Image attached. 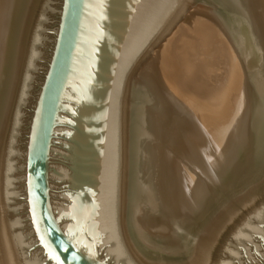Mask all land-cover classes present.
<instances>
[{"label": "water", "instance_id": "95a60500", "mask_svg": "<svg viewBox=\"0 0 264 264\" xmlns=\"http://www.w3.org/2000/svg\"><path fill=\"white\" fill-rule=\"evenodd\" d=\"M175 1H41L4 157L16 264H136L114 206L120 92ZM217 264H264V205Z\"/></svg>", "mask_w": 264, "mask_h": 264}, {"label": "bare ground", "instance_id": "6f19581e", "mask_svg": "<svg viewBox=\"0 0 264 264\" xmlns=\"http://www.w3.org/2000/svg\"><path fill=\"white\" fill-rule=\"evenodd\" d=\"M229 1L233 4L231 8L234 14L243 19V29L239 33L242 36L238 38L236 36L238 31L233 27L228 33H231L229 38L234 44V51L244 65V72L248 78L246 88L249 98L242 118L243 123L241 122L240 126L239 122V131L237 129L235 137H232L234 143L230 142L222 149L220 147L219 151L228 153L225 159L224 153L219 152L222 159L218 155L219 158L214 157V160L207 162V156H203L204 158L200 156L201 161L192 165L191 158L182 155L181 127L188 124L189 120L174 116V107L182 100L180 97L182 94L186 95L189 90L197 87L195 85L198 84V78L194 77L197 73L193 72L192 75L195 74L190 75L191 69L176 60L170 63V66L165 63V67L159 70L156 63L160 66L161 58L167 56L170 41L166 42L154 55L155 57L152 56L153 59L150 63L148 62V66L143 65L142 80L135 83L128 99L125 97V92H123L124 101L121 99L131 70L143 54L148 53L156 45L159 37L167 32L172 20L182 8L183 0L175 1L176 3L152 34L148 43L134 59L120 92L114 206L125 249L136 264H205L210 256L209 251L216 241L217 232L220 231L219 228L231 220L235 214L236 205H245L247 200L257 193L256 186L262 180L264 17L260 15L262 14L261 0ZM223 7L219 8L224 9ZM39 9L40 0H0V264H16L10 236H8L2 198L4 157L18 103L28 43ZM224 28L226 29V26ZM214 34V32L206 33L205 36L212 39ZM185 44L184 50L191 46L189 43L187 46ZM170 51L172 52V49ZM189 57L193 59L192 56ZM205 62L208 63V61ZM138 64L140 65L141 61ZM201 65L199 66L203 67V64ZM184 66L185 69L187 68L186 71L182 70ZM180 70L183 73L180 76L182 81L174 80L171 72ZM209 72L208 76H210ZM236 73L239 75L238 72ZM189 85H191L190 88H188ZM194 96L195 91L193 97L187 100L191 103L195 102ZM221 105L218 106L221 107ZM210 108L205 109L204 116L208 119ZM215 112L212 109V113ZM211 135L213 136V133ZM223 144L225 145V142ZM188 149L192 152L196 150L200 152L197 146L193 148L188 146ZM218 161H221L220 164ZM186 170H189L188 174L191 175L189 179L184 176ZM233 201L238 203L232 205Z\"/></svg>", "mask_w": 264, "mask_h": 264}, {"label": "rangeland", "instance_id": "374dc122", "mask_svg": "<svg viewBox=\"0 0 264 264\" xmlns=\"http://www.w3.org/2000/svg\"><path fill=\"white\" fill-rule=\"evenodd\" d=\"M41 1L42 0H40V4H41ZM183 2L184 3H183L182 8H180L179 13L176 14L177 16L174 17V19L172 20L173 22L171 23L167 32L159 37L156 45L152 47V49L148 53L143 54V56L139 59V62L141 61V64L139 65L138 64L139 62H138L137 65H135L134 68L131 70L132 72H130L127 82L122 91L121 99L124 101L123 92H125L126 94L125 97H127L128 99L129 97L128 95L131 93L130 91L134 87L135 83L137 84V82L139 83L142 80L141 79L142 78L141 71L143 69L142 67L148 66V62L150 63V61H152L153 57H155L154 55L160 49L163 48L166 42L170 41L171 48L169 46V49L167 51L168 52L167 56H164L163 58H161L162 61H160V66H159V63H156L158 64L157 66L159 67V70L160 69L162 70L165 67V63H167V65L170 66V63L176 60L180 64H184L187 68L191 69L192 72L189 69V71L191 72L190 75H192L193 72L197 73V74L194 73L197 76L193 74L194 77H196L195 79L198 78L197 79L198 84L195 86L197 87L201 86V88L195 87L196 89L195 88L193 89L195 91V96H194L195 102L192 101L191 103V101H189L190 98H192L194 95V91L191 89L192 91L189 90L186 95L182 94L180 96L182 100H180L179 104L175 105L176 108L174 107L175 115L173 114L174 109L172 112L174 116H177V117L179 116V117L185 118L186 120H189L188 124H185L181 127L183 133H182V137L180 138V140H182V145H183L181 146L183 148L182 155H184L185 157H188L189 159L191 158L190 162L193 165L201 161L200 156L201 157L207 156L206 159L208 162V161H211L212 159L214 160L215 158L216 159L219 158V156H221L220 159H222V155L218 154L219 152L220 153L222 152L224 153V156H225L224 159L226 158V155H228V153L225 154L226 151L223 152L219 150H221L224 147H227L230 142L234 143L233 142L234 139H232V137L233 136L235 137L236 135L235 133L237 129L239 131V127L243 123L242 118L245 114V110H246V106H247V102L249 98L248 96L249 92H248V89L246 88L247 87L246 83H247L248 78L246 77V73L244 72V65L241 61V58H239L238 54L234 51L235 50L234 44L229 38V35H231V33H228L229 30H231V28L233 27L236 31H238V35L236 36L240 37L242 36V34H239V33H241L242 32L241 29H243V23H242L243 19L238 17L237 14L236 15L234 14L233 9L231 8V5H233L232 2H230L229 0H217V1L216 0H183ZM219 3L220 5H218ZM221 4H223L224 7ZM260 5H261V11H262L261 12L262 14L260 15L263 18L264 17V0H261ZM219 7L221 8L223 7L224 9L226 8L228 11L226 9L224 10ZM228 15L230 16V19ZM209 25H210V28H209ZM224 26H226V29L224 28ZM212 32H214L216 35L214 34L213 35L214 37L212 36L213 37L212 39H208L205 36V34L206 33L212 34ZM224 40L225 42H223ZM188 43L191 46L187 47L184 50L183 49L184 44L187 46ZM171 49H172V52L170 51ZM168 54L171 58L168 56ZM226 55H228V57H226ZM189 56H192L193 59L190 58ZM228 58H231V59H228ZM228 60H231V61L233 60V61L231 62ZM205 61H208V63ZM161 62L162 64L163 63L164 64L162 65ZM204 62L208 67L205 66ZM187 63L191 65L189 66ZM200 63L203 64V67H200L202 66ZM225 63L228 65H226ZM236 63L237 65H235ZM185 66L183 67L184 69H182L184 71H186L187 69V68L185 69ZM237 68L240 70L237 71L236 70ZM182 70L171 72V75L173 76L174 80L182 81V79H180V76H182L183 74ZM208 70L211 72H209ZM233 71L238 72L240 76L237 75V73ZM208 72L210 73V76H208L209 75ZM176 76H178V78H176ZM202 82H203V85H202ZM190 87L191 85L188 86V88ZM224 92H225V95H224ZM226 96L227 97L229 96L230 98L229 97L227 98ZM221 98L223 99L222 101H221ZM196 103L199 104V106ZM215 105L217 106L221 105V107L220 106L217 107ZM206 108L207 109L210 108L209 112L211 111L209 119L207 116H206L207 118L204 116L206 115L205 114ZM127 109L129 110V107H127ZM212 109L214 112L215 111L216 112L212 113ZM177 112H180V113H177ZM239 122L240 123L242 122V123L240 124ZM238 124H240V126ZM214 129L216 130L214 131ZM212 133H213V136L211 135ZM217 133L219 137L218 135H216ZM224 142H225V145L223 144ZM188 146L192 148L197 146V148L200 149V152L197 150H196L197 152L196 151L192 152L191 150L188 149ZM262 150L263 151L261 152L264 155V147L262 148ZM219 162L221 161H218V164H220ZM261 169H262L261 172L263 173V175L261 176L262 180L259 182L260 184L258 183V185L256 186L257 193L253 194L252 197L247 200L245 205L238 204L234 207L235 214L233 215L231 220L226 225H223L222 228L221 227L219 228L220 231L217 232L216 241L209 251L210 256L207 258L205 264H217L222 254L224 253L227 244L232 238L235 228H237L239 225H241L243 222L249 219L256 211H258L259 208H261L264 205V163ZM188 172L189 170L188 171L186 170L185 171L186 175L184 176L189 179V176L191 175H189ZM185 177L184 179L186 180ZM235 203H238V202L233 201L232 205L233 204L235 205Z\"/></svg>", "mask_w": 264, "mask_h": 264}]
</instances>
